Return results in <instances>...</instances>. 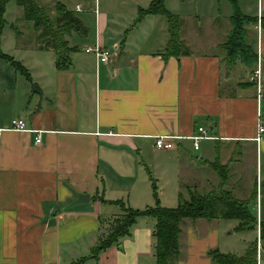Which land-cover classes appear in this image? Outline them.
<instances>
[{"label": "crops", "instance_id": "obj_1", "mask_svg": "<svg viewBox=\"0 0 264 264\" xmlns=\"http://www.w3.org/2000/svg\"><path fill=\"white\" fill-rule=\"evenodd\" d=\"M71 1L54 6L79 14L87 34L66 38L75 49L66 69L56 68L54 53L41 49L37 38L22 47L18 61L1 52L22 64L29 78L0 58V264H155L151 217L138 218L117 244L95 252L123 214L116 202L138 211L154 207V185L160 205L175 208L179 195L188 199L187 190L205 195L217 188L211 166L233 159L246 179L236 198L249 200L259 223L253 230L259 264L264 138L259 144L253 138L257 114L264 113V88L258 98L255 83L248 82L255 68L224 64L218 46L231 29V4L177 0L167 8L166 0V10L182 19L180 38L190 54L164 59L166 18L138 15L154 0ZM236 1L243 15L257 20L250 28L260 32L256 48L262 65L264 0ZM4 19L7 27L5 14ZM203 20L201 33L197 23ZM96 47L109 53L108 61L85 51ZM13 120H22L29 132L11 130ZM198 128L213 139L194 150L186 138ZM167 135L179 139L171 150H157L154 139ZM253 166L252 190L247 182ZM228 185L229 180L227 190ZM79 194L88 201L69 207ZM237 225L185 220L174 264H213L208 253L214 250L243 256L254 243L246 236L239 253L227 251L229 238L240 233Z\"/></svg>", "mask_w": 264, "mask_h": 264}, {"label": "trees", "instance_id": "obj_2", "mask_svg": "<svg viewBox=\"0 0 264 264\" xmlns=\"http://www.w3.org/2000/svg\"><path fill=\"white\" fill-rule=\"evenodd\" d=\"M166 0H154L145 10H139L141 19L147 15L163 16L168 24V41L163 49L162 57L178 58L188 56L189 49L180 38L182 19L179 16L167 11L164 3ZM232 6L230 23L232 30L228 34L226 41L219 46L225 52V64L231 67L240 63L246 69L251 70L257 62L255 51L249 43L245 41L246 24H256L255 18L243 15L236 0H227ZM14 2L23 11L24 20L31 22L36 32L41 49L51 50L56 57V68L66 69L69 65V55L75 51L69 47L67 37L72 33L79 36H86L87 29L82 22L66 8L57 3L56 17L54 21L49 20L44 7H41L34 0H0V41L2 30L6 25L4 19L6 5ZM0 58L7 61L16 71L23 73L28 79V74L23 66L6 56L0 51ZM219 178V185L205 195L197 193L190 194L188 201L181 195L175 208H165L160 205L157 199V190L152 185L155 200L154 207L143 211L133 210L125 207L122 203L116 202L121 207L122 218L115 221V225L108 237L102 240L95 252H100L108 247L117 244L119 239L129 234V229L140 217H151L156 221L154 237L155 264H174L179 255L178 238L180 225L185 221L205 220H234L238 222L235 227L236 232L244 233L256 229V218L249 211V200H239L232 196L226 189L229 174L227 167L215 163L211 166ZM260 239H264V222H260ZM213 264H256V243L248 245L243 256L223 254L217 250L208 253Z\"/></svg>", "mask_w": 264, "mask_h": 264}, {"label": "rangeland", "instance_id": "obj_3", "mask_svg": "<svg viewBox=\"0 0 264 264\" xmlns=\"http://www.w3.org/2000/svg\"><path fill=\"white\" fill-rule=\"evenodd\" d=\"M34 1L35 2L40 1L39 3H41V6H43L45 8L49 20L54 21V19L56 17V14L54 13L56 11V9H55L56 6H54V5H55L56 1H58V0H34ZM99 1H102V3H105V4L107 2L109 4L111 3L114 5V3L116 1H119V0H115V2H114V0H97V4H99ZM71 2L73 5H75L77 2L81 3V0H72ZM168 2H169L170 6L167 5V8L171 7V5H173V4L175 5L177 3V0H168ZM92 4H94V0H93ZM76 16L80 17V15L77 13H76ZM5 18L9 21V24L7 25V27L3 28V30H2L0 50H1V52L5 53L7 55L15 57L14 59L16 61H18L17 58L19 59V57H21V55H23V52H24L22 47H30V46L36 44V38L38 36V32L35 31L34 26L31 22H27L24 20L22 9L16 5H14L13 2L12 3L9 2L6 5ZM203 22H205V20L201 21L200 24L197 23V30L199 29L201 33L204 32V23ZM252 25H256V24H246L245 25V32H246L245 41L251 45V47L255 51V54L258 57L256 44H257V39H258L260 32H259V29H257V28L251 29L250 26H252ZM186 26H187V29H189V23H186ZM194 26H196V23H194ZM191 29H193V28L191 27ZM231 30H232V27H231L230 31ZM230 31H229V33H230ZM225 41H226V39H225ZM37 43L40 45L38 39H37ZM219 50L222 53V55L224 56L223 59L225 60V52L223 50H221L220 48H219ZM257 60H258V63L256 62V64L253 66V68L257 69V67L259 66L258 67V68H260L259 80L261 81V87L264 88V63H262V65H261L260 60L259 59H257ZM236 66L237 65H235V67ZM10 67H12V66L10 65ZM10 67L8 66L7 70H11ZM15 71L16 70L14 69V72ZM253 72H254V70H252L251 74H249V76L247 78H250V76L252 75ZM232 81H234V80H232ZM248 82H249V79H248ZM262 88H261V91L263 90ZM256 89H257V87H256ZM256 92H257V90H256ZM228 157H229V155H227L226 161L228 160ZM235 162L236 161H234V159H233V164L231 163L230 165L229 164L224 165V167H227V171L229 174L228 175L229 176V178H228L229 185L228 186H230V188L228 190H231L229 192L232 194V196L234 198H236V196L243 195V194H240V191H241V193L242 192L244 193L243 186H245V182H246V179L243 177V174L239 169L240 164H236ZM217 163L221 164L220 162H217ZM252 177H253L252 181L249 180L247 182V187H250L251 183H252V187H253L252 190H253L256 186L254 166L252 167ZM259 183H260V185H258V189L260 188L259 191H261V193H260L261 194V200L259 202V210L261 212L262 221L264 222V180L262 182L259 181ZM237 188H240V191ZM187 193H188V196H190V194H193L194 192H192L191 190H187ZM189 199H190V197H188V199H185V200L188 201ZM172 205L173 204H171V206ZM250 205H251V203H250ZM251 209L254 210L253 214L256 215V202H254V204L251 205ZM121 218H122V216H121ZM219 222H221L223 224V221H219ZM224 223H226V222H224ZM231 223L234 224L235 222L233 223V221H229L228 225H230ZM256 227L258 228V222H257ZM228 233H230V232H228ZM108 235L106 236V238L108 237ZM244 236H246L249 241L255 242V234L253 231L246 232L244 234H241V233H238L237 235L233 234L229 238V241H227V243H226L227 245H229L227 248V251H231L232 253H235V254L239 253L241 251V248H242L241 246H242L243 242L245 241ZM257 242H258V240H257ZM259 264H264V253H262L260 255Z\"/></svg>", "mask_w": 264, "mask_h": 264}, {"label": "built area", "instance_id": "obj_4", "mask_svg": "<svg viewBox=\"0 0 264 264\" xmlns=\"http://www.w3.org/2000/svg\"><path fill=\"white\" fill-rule=\"evenodd\" d=\"M87 53L91 52L93 53L99 60L101 61H108L109 60V53L106 51H102L99 47H96L94 49L87 48L85 50ZM259 67V66H258ZM254 70L252 75L250 76L249 82L255 83L257 87V96L258 98H261L263 96L261 91V81L259 80L260 74L258 68ZM10 129L18 132H29V130L26 128L25 123L22 120H13L10 125ZM206 130L204 128H198L197 132L193 134L192 136L186 138L192 142V146L194 150H198L199 144L203 140H210L213 139L212 137H209L206 134ZM264 138V113L258 112L257 118H256V135L253 138V141L256 144H259L261 140ZM179 139L173 136H158L154 139V147L157 150H171L173 148V141ZM35 143H40V137L37 136L35 139ZM259 228V223H258Z\"/></svg>", "mask_w": 264, "mask_h": 264}, {"label": "water", "instance_id": "obj_5", "mask_svg": "<svg viewBox=\"0 0 264 264\" xmlns=\"http://www.w3.org/2000/svg\"><path fill=\"white\" fill-rule=\"evenodd\" d=\"M86 201H88V196L87 195H83V194H79L77 196V200L75 202H73L72 204H70L69 207L77 206V205L82 204V203H84Z\"/></svg>", "mask_w": 264, "mask_h": 264}]
</instances>
